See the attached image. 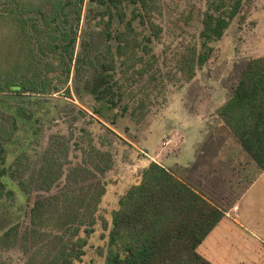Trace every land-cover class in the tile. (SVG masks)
<instances>
[{"label":"rangeland","instance_id":"rangeland-1","mask_svg":"<svg viewBox=\"0 0 264 264\" xmlns=\"http://www.w3.org/2000/svg\"><path fill=\"white\" fill-rule=\"evenodd\" d=\"M84 1V11L103 7ZM157 3L151 17L162 30L148 45L161 79L127 85L116 72L126 96L108 119L93 112L97 102L89 85L95 61L72 68L66 86L55 92H0V264H74L77 253L79 264H101L112 209L149 161L209 192L204 194L225 211L254 176L252 159L218 109L247 60L264 55V0L245 2L189 81L175 68L176 54L197 39L206 0ZM81 24V32L88 29ZM135 27L140 35L148 33L146 25ZM139 101L146 110L136 120L130 113ZM261 192L259 187L245 192L234 208L239 223L220 220L197 251L214 264H264ZM37 199L45 201V224L24 240Z\"/></svg>","mask_w":264,"mask_h":264},{"label":"trees","instance_id":"trees-1","mask_svg":"<svg viewBox=\"0 0 264 264\" xmlns=\"http://www.w3.org/2000/svg\"><path fill=\"white\" fill-rule=\"evenodd\" d=\"M246 1L206 0L197 39L176 54L175 68L184 81L206 63L212 43L241 16ZM88 3L103 7L84 11V0H0V92H55L66 86L72 68L95 61L89 85L97 102L93 112L108 119L126 96L116 72L124 75L127 85L161 79L157 56L148 45L162 30L151 17L159 10L157 0ZM114 21L121 28H115ZM81 23L88 29L81 32ZM140 24L146 25L148 33L140 35L135 27ZM90 51L96 54L92 59ZM126 108L121 106V112ZM145 110L139 101L130 114L137 120ZM218 112L241 149L258 168H264V55L247 60ZM1 190L0 182V194ZM45 212V201L35 200L24 240L37 236ZM223 216L224 211L191 183L149 161L112 209L101 264H213L197 246ZM8 234L9 230L3 236ZM17 234L15 229L13 236ZM81 254L75 255L74 264H79Z\"/></svg>","mask_w":264,"mask_h":264},{"label":"crops","instance_id":"crops-1","mask_svg":"<svg viewBox=\"0 0 264 264\" xmlns=\"http://www.w3.org/2000/svg\"><path fill=\"white\" fill-rule=\"evenodd\" d=\"M252 167L255 169V172H254V176L249 180V182H248V184H247V187L245 188V190H244V192H243V194L245 193V192H247L248 190H251V189H253V188H257V187H259V188H261L262 190H263V192H261V194L260 195H263V193H264V168H258L257 166H256V164L253 162V165H252ZM173 172V171H172ZM182 179V178H181ZM185 180V179H184ZM194 187H195V185H193ZM196 188V187H195ZM197 189V188H196ZM198 191H200L199 189H197ZM203 191V190H202ZM200 191L201 193H205L206 195H208V193H207V191ZM204 194V195H205ZM242 194V195H243ZM205 195V196H206ZM242 195H241V197H240V199L242 198ZM210 196V195H209ZM207 197V196H206ZM209 198V197H208ZM210 199V198H209ZM239 199V200H240ZM211 200V199H210ZM239 200H237V202L239 201ZM212 201V200H211ZM213 202V201H212ZM237 202L235 203V204H233L231 207H230V209H229V211L227 210V211H225V210H223L224 211V216L220 219V220H223V219H229L230 217L232 218V220H234L235 221V223H239L238 222V220L236 219V216H234L233 214H234V208L236 207V205H237ZM214 203V202H213ZM219 207V206H218ZM233 216V217H232ZM219 220V221H220ZM217 225V224H216ZM207 259V258H206ZM210 261V260H209ZM214 264V263H213Z\"/></svg>","mask_w":264,"mask_h":264}]
</instances>
